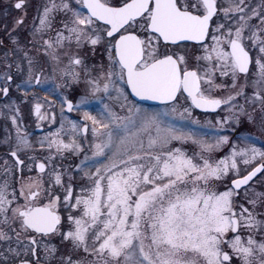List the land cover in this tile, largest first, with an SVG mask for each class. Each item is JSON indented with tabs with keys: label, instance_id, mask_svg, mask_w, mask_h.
Segmentation results:
<instances>
[{
	"label": "snow or ice",
	"instance_id": "obj_1",
	"mask_svg": "<svg viewBox=\"0 0 264 264\" xmlns=\"http://www.w3.org/2000/svg\"><path fill=\"white\" fill-rule=\"evenodd\" d=\"M28 6L0 28V264H264V0H39L22 42Z\"/></svg>",
	"mask_w": 264,
	"mask_h": 264
},
{
	"label": "flooded vegetation",
	"instance_id": "obj_2",
	"mask_svg": "<svg viewBox=\"0 0 264 264\" xmlns=\"http://www.w3.org/2000/svg\"><path fill=\"white\" fill-rule=\"evenodd\" d=\"M2 1V0H1ZM30 9L28 8L27 9V17L25 19V26L22 30H19L20 31V38H21V41L23 42L24 39L26 38V35H27V30L29 28H31L32 24L34 23V18L36 16V8H37V5L39 3V0H28V2H30ZM16 2V0H3V4L4 5H7L9 8H6V13L3 14L1 17H0V28H2L4 26L5 23H7L9 26L12 25L13 23V18L14 17H18L20 15H22V13L19 11V10H15L12 5ZM38 2V3H37ZM0 35H3L2 32H0ZM0 103H2V101H0ZM197 111V110H196ZM199 111H197L198 113ZM75 115V114H73ZM44 134V133H43Z\"/></svg>",
	"mask_w": 264,
	"mask_h": 264
},
{
	"label": "rangeland",
	"instance_id": "obj_3",
	"mask_svg": "<svg viewBox=\"0 0 264 264\" xmlns=\"http://www.w3.org/2000/svg\"><path fill=\"white\" fill-rule=\"evenodd\" d=\"M2 2H3V0L2 1L0 0V17L3 14L6 13V8H9L7 5H4ZM28 3H29L28 8L30 9L31 8L30 7L31 6L30 5L31 1L28 2ZM13 94L15 95V93H13ZM40 95H43V93H40ZM30 108H31V105H29V104H22L21 105V113H22V115L24 117V121L23 122H24L25 127L27 128V130L31 134L33 140H35V139L39 138L40 136H42L44 134L38 135V134L35 133V129H36V118H35L34 114H30ZM205 118L206 117L201 116V119L202 120L205 119ZM207 118H211V115H209ZM5 127H8L9 130L11 131V125L10 124H5V122L3 120H0V139H2L3 136H4V134H5L4 133V128ZM44 127L46 128L47 126L45 125ZM0 151H2V150H0ZM68 162L69 161H64L65 165H67Z\"/></svg>",
	"mask_w": 264,
	"mask_h": 264
},
{
	"label": "water",
	"instance_id": "obj_4",
	"mask_svg": "<svg viewBox=\"0 0 264 264\" xmlns=\"http://www.w3.org/2000/svg\"><path fill=\"white\" fill-rule=\"evenodd\" d=\"M37 132H41V129H37Z\"/></svg>",
	"mask_w": 264,
	"mask_h": 264
}]
</instances>
